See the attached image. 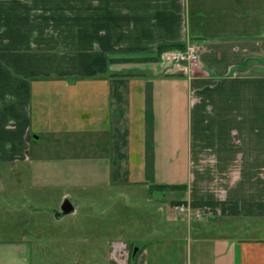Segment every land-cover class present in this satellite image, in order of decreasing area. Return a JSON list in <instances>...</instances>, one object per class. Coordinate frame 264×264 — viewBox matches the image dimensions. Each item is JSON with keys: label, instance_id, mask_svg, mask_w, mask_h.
<instances>
[{"label": "crops", "instance_id": "1", "mask_svg": "<svg viewBox=\"0 0 264 264\" xmlns=\"http://www.w3.org/2000/svg\"><path fill=\"white\" fill-rule=\"evenodd\" d=\"M0 162L64 198L165 192L206 264H264V0H0ZM139 243L113 264H185ZM26 245L0 244V264H28Z\"/></svg>", "mask_w": 264, "mask_h": 264}, {"label": "rangeland", "instance_id": "2", "mask_svg": "<svg viewBox=\"0 0 264 264\" xmlns=\"http://www.w3.org/2000/svg\"><path fill=\"white\" fill-rule=\"evenodd\" d=\"M59 16L53 12L45 17ZM41 17L42 12L35 13V18ZM142 191L144 187L113 186L84 192L69 190L70 197L64 198L63 189L33 186L28 163L0 162V244H27L28 264H113L116 244L131 242L136 250L148 235L152 241L183 246L187 256L192 250L195 258L189 264H206L201 256L204 242L196 247L190 243L193 236H187L181 225L174 231L169 222H164L162 207L155 199L166 193L154 191V201L146 202ZM64 199L76 210L58 217ZM156 230L160 235L154 233ZM236 236L251 237L249 232ZM179 252L172 253L176 256ZM181 255L186 264V255ZM174 258L180 259L171 256L169 260ZM115 259L117 264H133L129 251H117Z\"/></svg>", "mask_w": 264, "mask_h": 264}, {"label": "built area", "instance_id": "3", "mask_svg": "<svg viewBox=\"0 0 264 264\" xmlns=\"http://www.w3.org/2000/svg\"><path fill=\"white\" fill-rule=\"evenodd\" d=\"M195 59H196V56L191 54V53L180 54V60L181 61L191 62ZM172 208L178 214H183L187 211V206L185 203L176 204Z\"/></svg>", "mask_w": 264, "mask_h": 264}, {"label": "water", "instance_id": "4", "mask_svg": "<svg viewBox=\"0 0 264 264\" xmlns=\"http://www.w3.org/2000/svg\"><path fill=\"white\" fill-rule=\"evenodd\" d=\"M74 209L71 206V204L68 202L67 199H64L62 204H61V213L58 214V217H61L66 214L73 213Z\"/></svg>", "mask_w": 264, "mask_h": 264}, {"label": "trees", "instance_id": "5", "mask_svg": "<svg viewBox=\"0 0 264 264\" xmlns=\"http://www.w3.org/2000/svg\"><path fill=\"white\" fill-rule=\"evenodd\" d=\"M176 47H182L181 45H176ZM184 49V48H183ZM184 51V50H183ZM179 204V203H178Z\"/></svg>", "mask_w": 264, "mask_h": 264}]
</instances>
